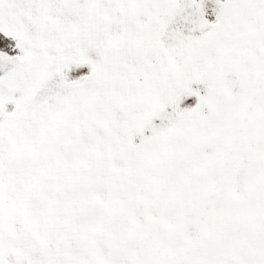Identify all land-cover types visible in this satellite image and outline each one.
Returning <instances> with one entry per match:
<instances>
[{"label":"snow or ice","instance_id":"obj_1","mask_svg":"<svg viewBox=\"0 0 264 264\" xmlns=\"http://www.w3.org/2000/svg\"><path fill=\"white\" fill-rule=\"evenodd\" d=\"M0 264H264V0H0Z\"/></svg>","mask_w":264,"mask_h":264}]
</instances>
